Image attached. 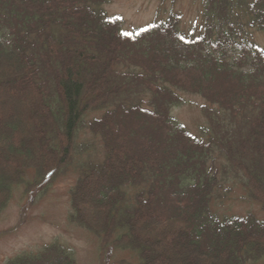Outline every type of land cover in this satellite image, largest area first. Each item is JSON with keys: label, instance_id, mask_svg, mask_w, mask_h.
<instances>
[{"label": "trees", "instance_id": "16d2710c", "mask_svg": "<svg viewBox=\"0 0 264 264\" xmlns=\"http://www.w3.org/2000/svg\"><path fill=\"white\" fill-rule=\"evenodd\" d=\"M105 1L0 0V216L15 186L30 199L68 169L87 127L105 154L79 167L69 219L100 239L106 264L119 251L137 258L122 264L264 259V220L211 214L216 177L198 167L215 144L264 208V49L242 34L264 32V0H204L198 32L173 12L126 30ZM174 88L229 122L213 109L216 135L199 139L171 114ZM6 264L77 263L54 242Z\"/></svg>", "mask_w": 264, "mask_h": 264}, {"label": "rangeland", "instance_id": "374dc122", "mask_svg": "<svg viewBox=\"0 0 264 264\" xmlns=\"http://www.w3.org/2000/svg\"><path fill=\"white\" fill-rule=\"evenodd\" d=\"M203 2L204 0H106L103 8L110 16L121 17L126 30L141 29L154 20L165 19L173 12L180 20L182 30L198 32L204 21ZM246 28L248 30L242 33L243 36L264 49V32ZM174 90H177L178 102L172 107L171 114L199 139L208 142L211 136L216 135L209 118L213 109H218L219 118L229 122V113L213 105L204 95L178 88ZM143 103L150 106L149 94L144 97ZM100 114V111L90 112L86 117V124ZM242 118L243 114L239 119ZM237 124L238 121L233 122L232 126ZM79 144L84 148L75 156L74 162L46 190L36 189L29 199V194L27 196L24 193L23 184L13 188L12 198L0 216V264H6L10 258L24 251H39L54 242L71 249L77 264H106L100 256V239L69 219L70 192L78 180L79 167L87 162H100L105 154L101 138L87 127L81 130ZM210 145V156L203 166L198 165L210 177H216L210 213L219 218L252 215L264 220L263 206L250 198L242 186L240 173L231 168L215 144ZM188 162L190 161L186 163ZM137 190L131 188L130 193ZM123 259L137 263L134 254L132 256L127 251H119L108 264H122L120 262ZM253 264H264V259Z\"/></svg>", "mask_w": 264, "mask_h": 264}]
</instances>
